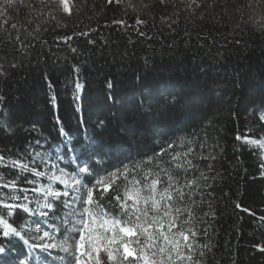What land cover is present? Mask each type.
I'll return each mask as SVG.
<instances>
[{
  "label": "trees",
  "instance_id": "obj_1",
  "mask_svg": "<svg viewBox=\"0 0 264 264\" xmlns=\"http://www.w3.org/2000/svg\"><path fill=\"white\" fill-rule=\"evenodd\" d=\"M29 2L42 15L29 23V10L17 4L5 25L13 37L17 32L10 24L24 25L21 40L28 47L19 51L15 41L0 45V62L8 73L0 77V155L29 163L35 152H52L54 158L56 148H65V137L58 130L62 126L71 143L60 167L71 174L76 170L73 155L79 157L81 166L88 161L93 176H86L82 183L91 186L97 176H106L121 162L141 160L166 142L195 133L197 145H204L203 149L197 146L196 152L214 157L193 161L199 167L195 175L203 171L209 177L204 203L196 209L203 220L197 224L198 240L210 244L204 264H264V222L260 219L264 217V147L236 139L238 135L264 139V121L259 119L264 109V33L253 24L264 15V0H251L252 8L249 0H204L195 15L179 0L165 4L131 0L137 12L129 8L128 0L121 4L75 0L71 15L54 4L44 7L37 0ZM50 10L55 19L49 16ZM200 12L204 19H199ZM137 15L147 21L136 26L144 36L132 27L112 23L123 19L131 26ZM161 17L171 19L165 23ZM82 32L89 35H79ZM73 33L68 43L58 39ZM74 68L79 72L74 73ZM74 79L84 85L78 99L73 96ZM52 95L55 107L49 101ZM89 141L87 150L81 147ZM94 149L100 154L92 155ZM162 159L164 167L171 166L166 156ZM35 166L47 170L39 160ZM0 176V183L17 180L20 187L34 186L23 180L34 177L17 169L0 166ZM39 181L48 183L47 177ZM122 183V179L115 181ZM56 187L64 190L59 182ZM0 192L10 194L8 189ZM30 196L34 201L30 207L36 208L41 194ZM41 210L49 216H33L20 209L11 218L6 210L0 214L32 240L37 232L29 227L59 225L57 218L66 211L59 203L55 214ZM204 229L207 236L202 235ZM63 236L61 230L56 239ZM11 245L26 251L19 238L12 237ZM13 258L4 257V264ZM33 264H38L35 254Z\"/></svg>",
  "mask_w": 264,
  "mask_h": 264
},
{
  "label": "snow or ice",
  "instance_id": "obj_2",
  "mask_svg": "<svg viewBox=\"0 0 264 264\" xmlns=\"http://www.w3.org/2000/svg\"><path fill=\"white\" fill-rule=\"evenodd\" d=\"M37 2L44 7L54 4L56 9L69 15L73 13L75 7V0ZM112 2L113 0H108L109 4ZM115 2L121 4L123 0ZM166 2L167 0H160L161 4ZM173 2L175 3V0ZM179 2L188 12L195 15L197 10L203 7L204 0ZM17 4L29 10V23L31 19L42 15V12L29 0H0V35L4 37V40H0V45L15 41L14 46L17 50L24 51L28 45L21 40L20 29L25 26L10 24V28L17 32L15 37L11 35L9 28L5 27L9 25V11ZM128 6L133 12H137L131 0H128ZM144 7L148 8L150 4H145ZM208 7H212V4ZM248 7L252 8L251 0ZM53 11H49V16L55 19ZM170 19L171 17H161L165 23ZM199 19H204V12H200ZM46 20L47 18L45 22ZM112 23L132 27L140 36L146 35L136 27L147 23L146 20L140 19L139 15L135 24L131 26L123 19L114 20ZM253 24L257 26L258 31L264 33V15L253 20ZM35 30L37 32L40 30L39 24ZM74 35L76 33L58 39L68 43ZM79 35L87 36L89 32H82ZM235 42L241 43L239 40ZM89 43L94 44L95 41L89 40ZM71 51L77 50L72 48ZM10 67L15 68L19 65L12 64ZM73 71L78 73L79 68H74ZM7 74L5 64L0 62V77H6ZM73 83L75 88L73 96L78 99L84 85L78 79H74ZM108 87H112L111 82L108 83ZM49 101L56 106L55 95L50 96ZM2 103L3 97L0 96V107ZM261 113L259 119L264 121V109ZM57 123H60L58 117ZM58 130L60 135L65 137V148H56L54 158L52 152H35L33 160L29 163L21 159L8 160L0 155V166L17 169L19 173L31 174L34 177L23 178L24 183L34 185L33 187H20L17 180L0 183V189H8L10 192V194L0 192V212L6 210V216L11 218L16 210L20 209L33 216L48 217L49 212L41 209L53 210L55 214L57 203L66 210L57 218L60 221L59 225L55 222L47 224V230H42L38 225L37 231L41 234L32 240L24 238L22 231L13 226V223L5 218V214H0V264H4V257L13 256L8 264H33L34 254L38 264H204L205 250L210 251V244H201L198 240L201 232L197 224L203 220L197 215L196 209L204 203L203 190L209 177L203 171L195 175L199 167L198 163L194 164L193 161L212 160L214 157L202 156L196 152L197 146L203 149L204 145L203 143L197 145L195 133L191 138L181 137L166 142L161 145L158 152L146 155L141 160L129 158L127 163L121 162L120 167L108 172L106 176H97L89 186L82 183L86 176H93L88 161H83L81 166V162H78L79 157L73 155L71 163L75 165L76 170L71 174L60 167V163L67 155L66 149L71 143V137L62 126ZM236 139H243L249 145L264 147V139H250L247 136L242 138L239 135ZM36 144L39 145L40 142L36 141ZM90 144L91 141L81 147L87 150ZM177 148L183 151H178ZM91 154L99 155L100 151L94 149ZM165 156L171 164L170 167H164L165 161L162 158ZM37 160L47 170H38L35 166ZM261 166L264 167V164ZM261 174L264 175V172ZM40 177H47L48 183H40ZM2 179L0 176V180ZM118 179H122L123 183L115 184ZM56 182L64 186L63 191L56 187ZM30 193L41 194L40 198L35 200L36 208L30 207L34 202ZM197 196L200 197L199 200L196 199ZM236 207L239 208L240 205L237 203ZM260 219L264 222V217ZM61 230L64 236L57 240L56 234ZM207 234V229H204L202 235ZM12 237L19 238L26 251L12 247ZM53 250L58 254L53 255Z\"/></svg>",
  "mask_w": 264,
  "mask_h": 264
},
{
  "label": "rangeland",
  "instance_id": "obj_3",
  "mask_svg": "<svg viewBox=\"0 0 264 264\" xmlns=\"http://www.w3.org/2000/svg\"><path fill=\"white\" fill-rule=\"evenodd\" d=\"M70 195H71V193H70ZM46 226H47V223L45 224ZM42 230H47V227H44V226H39ZM30 228V230H35L36 232H37V234H36V236L35 237H37L39 234H41V233H38V231H37V226H35L34 228H32V227H29ZM30 232V231H29ZM37 242H41V241H37ZM50 242V241H49Z\"/></svg>",
  "mask_w": 264,
  "mask_h": 264
}]
</instances>
